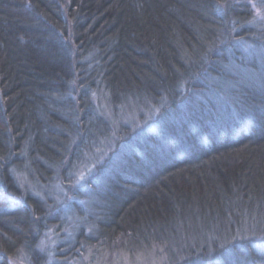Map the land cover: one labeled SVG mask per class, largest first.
<instances>
[{"label":"trees","instance_id":"16d2710c","mask_svg":"<svg viewBox=\"0 0 264 264\" xmlns=\"http://www.w3.org/2000/svg\"><path fill=\"white\" fill-rule=\"evenodd\" d=\"M262 17L254 0H0V264H47L49 229L53 264H264Z\"/></svg>","mask_w":264,"mask_h":264},{"label":"rangeland","instance_id":"374dc122","mask_svg":"<svg viewBox=\"0 0 264 264\" xmlns=\"http://www.w3.org/2000/svg\"><path fill=\"white\" fill-rule=\"evenodd\" d=\"M253 1V0H249ZM259 2V6L262 8L264 5V0H254ZM104 115L108 117L109 122L113 125L116 123H130L134 121L135 114L126 111L124 109H117L112 110L110 112L108 107H105ZM110 138H101V139H93L88 143L87 147L92 150H88L85 148H81V150L77 151L75 154V160L72 162L68 172L66 173V177L71 178L75 183L81 182V180L87 178L92 173V163L93 156L98 157L97 161L102 160L106 153L109 151V149L112 146V142L115 139V133L111 131ZM91 160V161H90ZM83 176V179H80V177ZM59 242V237L57 232H55L53 229H49L45 232L42 241L39 243L38 247L43 250L47 255V264H53L55 261L54 256V248ZM137 261H129L127 258H115L114 261L111 264H158L156 262H153L152 259H150L153 263L149 262L146 258L144 259H136ZM147 260V261H146ZM106 264V263H105Z\"/></svg>","mask_w":264,"mask_h":264},{"label":"snow or ice","instance_id":"6c2138e0","mask_svg":"<svg viewBox=\"0 0 264 264\" xmlns=\"http://www.w3.org/2000/svg\"><path fill=\"white\" fill-rule=\"evenodd\" d=\"M252 7L255 9L256 8V5L255 4H252ZM256 13H257L258 16H261V13H260V10L259 9H256ZM262 18H264V17H262ZM83 178H84L83 176L80 177V179H83ZM253 235H254V233H253Z\"/></svg>","mask_w":264,"mask_h":264}]
</instances>
